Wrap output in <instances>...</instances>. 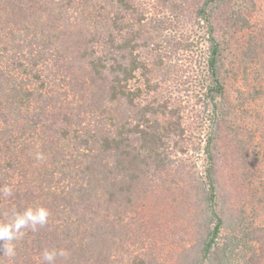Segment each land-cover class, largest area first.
Returning a JSON list of instances; mask_svg holds the SVG:
<instances>
[{
	"label": "trees",
	"instance_id": "obj_1",
	"mask_svg": "<svg viewBox=\"0 0 264 264\" xmlns=\"http://www.w3.org/2000/svg\"><path fill=\"white\" fill-rule=\"evenodd\" d=\"M4 186L0 264H264L260 0H0Z\"/></svg>",
	"mask_w": 264,
	"mask_h": 264
},
{
	"label": "clouds",
	"instance_id": "obj_2",
	"mask_svg": "<svg viewBox=\"0 0 264 264\" xmlns=\"http://www.w3.org/2000/svg\"><path fill=\"white\" fill-rule=\"evenodd\" d=\"M38 160L43 159L41 154H37ZM0 193L4 196H10L12 189L8 186H4L0 189ZM49 211L42 207L37 206L35 208L28 207L23 212L14 211L12 213V220L10 223L0 224V254L14 258L16 256L15 241L24 236V229L30 228L32 231H36L37 226H44L48 222ZM57 254L63 256L65 252L61 250L57 253L55 250L43 252V260L47 264H53Z\"/></svg>",
	"mask_w": 264,
	"mask_h": 264
},
{
	"label": "rangeland",
	"instance_id": "obj_3",
	"mask_svg": "<svg viewBox=\"0 0 264 264\" xmlns=\"http://www.w3.org/2000/svg\"><path fill=\"white\" fill-rule=\"evenodd\" d=\"M260 6H261V14L263 15L264 14V0H260ZM153 12L155 14L156 10L154 9ZM196 52L199 53L200 51L197 50ZM173 86H174V84L172 83V80H168V81L164 80L162 85H161V91L158 92L157 97H159L161 99H164V97H167V103H171L170 105L174 104V105H172L173 107H177V108L180 107L181 117L183 118V125H184V118H185V121H186L185 123L193 129L194 133L197 136L199 133H202L201 129L199 128L200 125L198 124L197 119L193 115L187 113L188 110L196 111L197 108L191 107V104L190 105L186 104L184 106V102L183 103L181 102L184 99V96L182 95V93H181V95L179 93H177V91H178V90H176L177 87H173ZM180 88H182V87H180ZM177 96L183 97L181 99H178V101L181 100L180 103L177 102V100H176ZM184 107H186L185 110H184ZM190 115L192 116V119L189 118ZM200 124H201V120H200ZM201 125H203V124H201ZM230 206H235V204H233V200L230 202Z\"/></svg>",
	"mask_w": 264,
	"mask_h": 264
}]
</instances>
